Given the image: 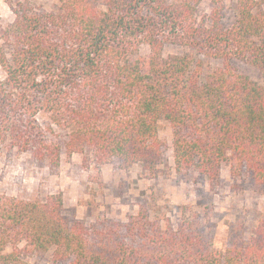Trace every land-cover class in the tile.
I'll return each instance as SVG.
<instances>
[{
    "label": "trees",
    "instance_id": "16d2710c",
    "mask_svg": "<svg viewBox=\"0 0 264 264\" xmlns=\"http://www.w3.org/2000/svg\"><path fill=\"white\" fill-rule=\"evenodd\" d=\"M58 1V12L9 2L15 19L0 23L2 144L54 171L64 150L97 169L119 160L156 176L168 149L164 119L177 175L194 171L213 186L229 162L232 175L244 170L264 185V85L232 64L244 60L264 77V0H238L228 28L219 14L211 25L199 20L202 0ZM169 44L193 53L165 56ZM196 54L222 65L205 73ZM55 127L64 142L51 138ZM63 210L61 193L0 194V264H31L28 256L50 250L67 264H264V222L240 246L219 250L196 212L174 226L144 206L127 222L91 224L71 223Z\"/></svg>",
    "mask_w": 264,
    "mask_h": 264
},
{
    "label": "rangeland",
    "instance_id": "374dc122",
    "mask_svg": "<svg viewBox=\"0 0 264 264\" xmlns=\"http://www.w3.org/2000/svg\"><path fill=\"white\" fill-rule=\"evenodd\" d=\"M29 1L35 8L58 12V0H0V23L11 24L15 15L9 2ZM238 0H202L197 7L199 20L211 25L218 14L221 24L228 28L236 19ZM150 49L141 47V55L148 56ZM193 53L180 45H166L164 55ZM203 60L205 73L222 65L220 60L195 55ZM235 69L264 85L259 69L244 60H233ZM0 75L2 72L0 70ZM38 123L47 128L49 116L37 115ZM51 138L64 142L65 134L56 127ZM159 135L166 141L168 149L164 163L159 165L156 176H152L141 164L126 166L119 160L98 169L92 158L74 154L70 158L63 150L58 171L47 162L34 158L31 152L22 153L0 142V194L26 200H45L47 196L61 193L64 200V216L73 223L76 220L91 224L104 218L127 222L142 206L151 214L170 218L177 226L184 213L200 214L202 225L212 241L213 247L225 250L240 246L249 240L259 224L264 222V185H258L251 174L241 171L232 175L231 164L221 166V182L211 185L206 176L190 172L179 176L175 172L172 152V129L168 121L159 122ZM31 264L54 263L53 250L27 257Z\"/></svg>",
    "mask_w": 264,
    "mask_h": 264
}]
</instances>
